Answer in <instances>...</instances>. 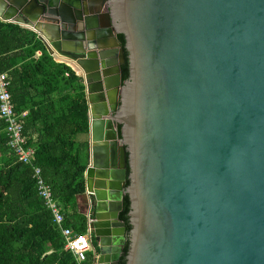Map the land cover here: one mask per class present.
Instances as JSON below:
<instances>
[{
    "label": "water",
    "instance_id": "1",
    "mask_svg": "<svg viewBox=\"0 0 264 264\" xmlns=\"http://www.w3.org/2000/svg\"><path fill=\"white\" fill-rule=\"evenodd\" d=\"M0 19L85 85L95 264L127 239L125 264H264V0H0Z\"/></svg>",
    "mask_w": 264,
    "mask_h": 264
},
{
    "label": "trees",
    "instance_id": "2",
    "mask_svg": "<svg viewBox=\"0 0 264 264\" xmlns=\"http://www.w3.org/2000/svg\"><path fill=\"white\" fill-rule=\"evenodd\" d=\"M117 39L125 45L122 34ZM120 68L123 83L129 75L126 51ZM0 71L8 76L15 112L28 111L24 133L35 148L32 166L17 162L0 119V264H77L72 253L64 249L61 230L38 196L33 167L41 168L61 206L63 226L75 234L86 233L87 217L78 212L89 161L85 85L70 66L49 55L35 32L1 20ZM117 127L121 137V125ZM129 211V197L124 195L119 219L125 223L127 236L131 229ZM128 248L127 239L119 264L126 263ZM93 262L89 255L82 264Z\"/></svg>",
    "mask_w": 264,
    "mask_h": 264
},
{
    "label": "built area",
    "instance_id": "3",
    "mask_svg": "<svg viewBox=\"0 0 264 264\" xmlns=\"http://www.w3.org/2000/svg\"><path fill=\"white\" fill-rule=\"evenodd\" d=\"M8 88V76L5 72L0 71V119L5 123V131L8 136L7 145L13 152L17 162L32 166L35 148L30 143L29 137L24 133V120L28 111L15 112ZM33 178L36 183L38 196L50 211L53 222L61 230L65 240L64 249L72 253L77 264L87 261L88 253L93 250L90 230L88 229L84 234H75L72 228L64 227V213L57 200L53 197L50 186L45 182L41 168L33 167Z\"/></svg>",
    "mask_w": 264,
    "mask_h": 264
},
{
    "label": "crops",
    "instance_id": "4",
    "mask_svg": "<svg viewBox=\"0 0 264 264\" xmlns=\"http://www.w3.org/2000/svg\"><path fill=\"white\" fill-rule=\"evenodd\" d=\"M19 26H20V25H19ZM20 27H22V26H20ZM22 28H24V27H22ZM25 29H27V28H25ZM28 30H30V29H28ZM56 62H57V61H56ZM79 199H81V201H82L83 203L85 202L83 198H79ZM87 230H88V228H87ZM92 245H93V250H92L91 252L88 253V257H89V255L93 256V258H94V262H95V258H96V256L98 255V249H97V242L95 241V239H94V237H93V234H92Z\"/></svg>",
    "mask_w": 264,
    "mask_h": 264
},
{
    "label": "rangeland",
    "instance_id": "5",
    "mask_svg": "<svg viewBox=\"0 0 264 264\" xmlns=\"http://www.w3.org/2000/svg\"><path fill=\"white\" fill-rule=\"evenodd\" d=\"M89 204V203H88ZM88 204H84L81 199L78 200L79 213H84L86 216L88 214ZM90 214H93L92 212Z\"/></svg>",
    "mask_w": 264,
    "mask_h": 264
},
{
    "label": "flooded vegetation",
    "instance_id": "6",
    "mask_svg": "<svg viewBox=\"0 0 264 264\" xmlns=\"http://www.w3.org/2000/svg\"><path fill=\"white\" fill-rule=\"evenodd\" d=\"M91 200H92V205H93V207L91 209V212H92L93 211V208H94L93 198H91Z\"/></svg>",
    "mask_w": 264,
    "mask_h": 264
}]
</instances>
